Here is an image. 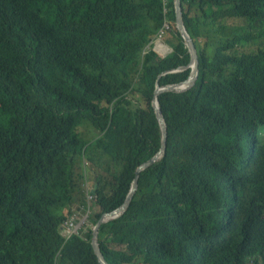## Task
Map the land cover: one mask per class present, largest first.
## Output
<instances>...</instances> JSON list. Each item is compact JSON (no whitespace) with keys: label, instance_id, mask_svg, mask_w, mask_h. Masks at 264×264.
I'll return each instance as SVG.
<instances>
[{"label":"trees","instance_id":"trees-1","mask_svg":"<svg viewBox=\"0 0 264 264\" xmlns=\"http://www.w3.org/2000/svg\"><path fill=\"white\" fill-rule=\"evenodd\" d=\"M181 3L199 78L159 97L166 154L100 248L108 264H264V0ZM190 60L174 0H0V264H100L94 226L160 150L157 82L188 80L171 72Z\"/></svg>","mask_w":264,"mask_h":264},{"label":"water","instance_id":"water-1","mask_svg":"<svg viewBox=\"0 0 264 264\" xmlns=\"http://www.w3.org/2000/svg\"><path fill=\"white\" fill-rule=\"evenodd\" d=\"M175 4V11H176V20H177V29L180 32L186 48L189 51L191 60L188 66L186 67H181L176 71H173L171 73H181L187 70H191L190 77L188 80L179 83V84H174V85H167V86H161L159 82H157L156 89L154 92V97L152 101V107L154 109L157 121L159 123V127L161 130V146L159 152L148 162L144 163L138 169L136 170V175L134 182L132 184V188L130 193L128 194L124 204L116 209L115 211L111 213H105L100 220L97 222V224L93 228V237H92V247L94 250V253L98 259V262L100 264H108L106 261L101 248L99 244V233H100V228L103 224L109 223L111 221L117 220L121 218L128 210L130 207L133 197L135 193L138 190V182H139V177L140 174L145 171L147 168H149L151 165H153L155 162L158 160L162 159L167 151V140H168V127L166 120L162 114V111L160 109L159 105V97L163 94H168V93H176V94H182L190 91L194 86L196 85V82L199 78V58H198V51L196 49L195 43L191 36L188 34L185 24H184V19H183V9H182V3L181 0H174ZM164 58V56H162ZM168 73H164L163 75H167ZM161 75V77L163 76Z\"/></svg>","mask_w":264,"mask_h":264},{"label":"rangeland","instance_id":"rangeland-1","mask_svg":"<svg viewBox=\"0 0 264 264\" xmlns=\"http://www.w3.org/2000/svg\"><path fill=\"white\" fill-rule=\"evenodd\" d=\"M261 42L264 44V39ZM255 44H256V41L254 42L253 45H255ZM163 46L166 49H164ZM255 46H259V45H255ZM154 50L159 54V56H166L169 53H171V51H172V49L163 42V39L161 41L160 40H157V42L154 45ZM84 131H83V133H85V138L88 141L94 140L95 134L91 133L87 129H84ZM86 172H87V174H86V180L84 182L82 181L79 185L82 188V190L85 189V193L87 195L89 192L91 193V191L95 187V177H94V175H92L93 173L90 172L89 169H86ZM88 199H91V196L88 197ZM95 202H96V199L93 198V197H92V201L89 202V203L92 204V209L91 210H93V211L95 209H97L96 206H95L96 205ZM75 216H76V219H77L76 225L81 227L85 223L86 215L82 214L81 211L78 208V211L75 212Z\"/></svg>","mask_w":264,"mask_h":264},{"label":"built area","instance_id":"built-area-1","mask_svg":"<svg viewBox=\"0 0 264 264\" xmlns=\"http://www.w3.org/2000/svg\"><path fill=\"white\" fill-rule=\"evenodd\" d=\"M163 32L160 34V38L162 37ZM80 226L76 225V222L74 223V221H70L66 224L65 228H66V233L68 235V237H70L72 234L76 233L77 230L79 229Z\"/></svg>","mask_w":264,"mask_h":264},{"label":"bare ground","instance_id":"bare-ground-1","mask_svg":"<svg viewBox=\"0 0 264 264\" xmlns=\"http://www.w3.org/2000/svg\"><path fill=\"white\" fill-rule=\"evenodd\" d=\"M170 74V73H169ZM89 218V217H88Z\"/></svg>","mask_w":264,"mask_h":264}]
</instances>
